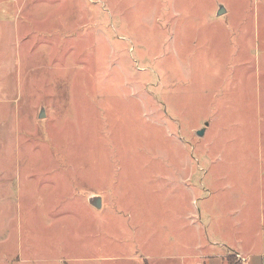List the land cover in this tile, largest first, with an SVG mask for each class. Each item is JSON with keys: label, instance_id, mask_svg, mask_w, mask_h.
Returning a JSON list of instances; mask_svg holds the SVG:
<instances>
[{"label": "rangeland", "instance_id": "374dc122", "mask_svg": "<svg viewBox=\"0 0 264 264\" xmlns=\"http://www.w3.org/2000/svg\"><path fill=\"white\" fill-rule=\"evenodd\" d=\"M235 241L264 248V0H0V264Z\"/></svg>", "mask_w": 264, "mask_h": 264}, {"label": "crops", "instance_id": "0c3cea01", "mask_svg": "<svg viewBox=\"0 0 264 264\" xmlns=\"http://www.w3.org/2000/svg\"><path fill=\"white\" fill-rule=\"evenodd\" d=\"M241 241L233 242L232 246H227L225 243L216 244L211 243L213 246H223V248L218 249V259H214L213 262H217L216 264H228L227 256L230 253H239L243 258L247 261L246 264H264V248L256 250L252 246H243ZM215 257H210V259ZM209 264H214L211 260H209Z\"/></svg>", "mask_w": 264, "mask_h": 264}, {"label": "water", "instance_id": "95a60500", "mask_svg": "<svg viewBox=\"0 0 264 264\" xmlns=\"http://www.w3.org/2000/svg\"><path fill=\"white\" fill-rule=\"evenodd\" d=\"M225 11V9L223 8L222 5H219L218 10H217V15H221L223 12ZM43 117V111L41 110L40 114H39V118ZM203 134V130H199L197 132L198 136H202ZM88 202L91 206H93L96 209H100L101 208V197L100 196H91L88 199Z\"/></svg>", "mask_w": 264, "mask_h": 264}, {"label": "built area", "instance_id": "2783aa9c", "mask_svg": "<svg viewBox=\"0 0 264 264\" xmlns=\"http://www.w3.org/2000/svg\"><path fill=\"white\" fill-rule=\"evenodd\" d=\"M238 259H242L241 256L237 255ZM243 260V259H242ZM244 261V260H243Z\"/></svg>", "mask_w": 264, "mask_h": 264}]
</instances>
